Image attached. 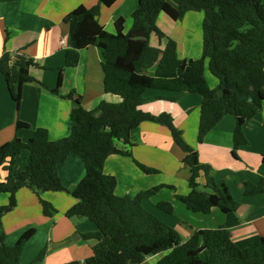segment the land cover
<instances>
[{
    "label": "trees",
    "instance_id": "obj_1",
    "mask_svg": "<svg viewBox=\"0 0 264 264\" xmlns=\"http://www.w3.org/2000/svg\"><path fill=\"white\" fill-rule=\"evenodd\" d=\"M102 2V0H100ZM206 12L203 23V56L198 60L180 58L178 43L158 26L161 14L181 21L190 12ZM101 3L92 8L80 6L65 17L69 25L65 66L59 68L58 85L52 93L75 99L71 111V130L67 137L52 141L49 131L38 128L33 137L23 141L18 136L0 147V170L7 172L0 182V194L9 202L0 206V264H19L26 244L36 229H28L20 239L9 245L3 218L17 206V195L27 188L38 197L45 218H52L55 207L42 198L43 193L68 192L76 204L67 212L68 218L93 222L95 232L84 234L95 240L92 256L74 264H143L148 257L164 254L156 264H264V237H258L246 248L239 247L226 228L196 230L185 241L181 234L144 207V200L155 197L163 188L159 185L137 196H118V181L106 175L104 166L111 156L132 157L118 143L133 145V132L146 122L164 123L174 142L185 153L183 164L191 171L190 193L176 198L192 213L208 214L218 209L224 214L235 212L239 203L227 186L218 184L211 175L212 168L200 162L198 151L184 139L172 115H154L142 109L145 103L159 98H147L148 90L202 97L198 143L228 115L236 119L234 151L247 144L244 125L254 119L264 105V0H139L132 15L133 25L126 32L124 18L115 23L110 33L100 23ZM155 35L165 47H153ZM9 36L6 38V42ZM90 46L100 49L103 62L104 86L107 93L121 97L120 103L102 101L96 110L81 106V97L74 93L62 95L65 68L77 67L80 52ZM210 58V72L219 83L210 86L205 75V60ZM39 65L20 53L4 52L0 58V73L18 110L22 103L24 85L36 82L30 74ZM17 130L29 128L22 121ZM28 152L25 169L22 153ZM70 155L84 163L86 174L72 189L63 185L58 166ZM146 175L160 171L135 160ZM204 175V191L199 180ZM207 190V191H206ZM210 191V192H209ZM264 193V179L258 184L244 186L246 197ZM158 207L174 215V205L160 202ZM46 252L43 251L40 257Z\"/></svg>",
    "mask_w": 264,
    "mask_h": 264
},
{
    "label": "crops",
    "instance_id": "obj_2",
    "mask_svg": "<svg viewBox=\"0 0 264 264\" xmlns=\"http://www.w3.org/2000/svg\"><path fill=\"white\" fill-rule=\"evenodd\" d=\"M100 3L99 20L107 31L116 32L115 23L119 18L126 20V32L131 29L132 15L138 8L139 0H0V58L4 52L20 53L39 65L30 70L36 82L24 85L20 110L12 100L5 78L0 73V147L12 141L15 136L27 141L38 128L48 130L52 141L69 135L71 111L77 103L75 99H67L51 92L58 85L59 68L65 66L69 35L65 17L80 6L92 8ZM172 3L177 5V2ZM196 14L197 16L191 13L186 15V18L188 15L193 18V24L186 27H180L181 21H173L166 14H161L158 18L159 28L178 43L180 58L188 61L198 60L203 56V23L206 12ZM163 26H167V29ZM8 36L9 40L6 42ZM151 45L162 49L165 47V43L160 44L155 35L151 37ZM102 62L98 47L90 46L82 50L79 65L64 70L62 95L74 93L75 98L80 96L81 106L88 111L96 110L102 101L120 103V96L105 91ZM209 66L210 58H207L205 75L210 86L216 88L219 81L212 75ZM145 96L159 99L148 101L142 109L154 115H172L184 139L198 151L200 162L211 166V175L215 181L227 186L239 203L238 209L229 214L218 209H213L208 214L192 213L185 206H177L181 215L179 217L174 212L171 227L185 241L196 230L223 227L241 248L248 247L258 237H264V193L251 197L244 195L246 183L258 184L264 179V105L259 114L244 125L247 144L234 151L236 119L231 115L224 117L202 144L198 143L201 96L188 93L173 102L169 98L178 96L172 92L148 90ZM19 120L30 127L17 130ZM131 142L133 145L119 142L118 147L129 151L132 157L111 156L104 166L106 175L117 178L116 194L135 197L156 186L171 185L176 189L174 196H164L159 203L170 202L176 207L175 202H179L176 195L190 193L191 171L183 164L185 153L174 142L169 127L164 123H143L133 132ZM28 155L27 151L22 153L23 163L17 167L18 171L25 169ZM135 160L156 168L167 176L163 181L147 176L137 167ZM58 174L65 188L72 190L86 174L84 163L80 157L70 155L58 166ZM6 176L7 172L1 169L0 182ZM199 183L203 188L206 183L204 175ZM42 198L55 207L57 212L52 218H45L38 197L27 188L19 191L16 208L3 218L8 244L13 241L9 237L12 233H15L17 241L28 229L37 230L26 244L19 264H39L38 259H42L40 254L44 250L47 253L40 264H73L90 258L96 241L86 240L83 235L95 232L97 228L88 219L67 217V212L76 204V199L68 192L43 193ZM8 202L9 196L0 194V206H5ZM143 204L151 210L154 203L146 199ZM19 213L20 216H17ZM11 223L14 224L15 231ZM163 255L148 257L143 264H156Z\"/></svg>",
    "mask_w": 264,
    "mask_h": 264
},
{
    "label": "rangeland",
    "instance_id": "obj_3",
    "mask_svg": "<svg viewBox=\"0 0 264 264\" xmlns=\"http://www.w3.org/2000/svg\"><path fill=\"white\" fill-rule=\"evenodd\" d=\"M171 2H174V3H176L177 2V0H171ZM191 14H195V16H197V14L196 13H200V12H190ZM189 13V14H190ZM186 16L181 20V22H180V27H186L187 25H190V24H193L192 23V21H193V18L192 17H189V15H188V17L186 18ZM189 18H192V20L190 21L189 20ZM185 20V21H184ZM184 21V22H183ZM163 28L164 29H167V26H163ZM162 30V29H161ZM146 175V174H145ZM147 176H151L152 178H159L161 181H163V178H165V176H167L166 175V173H159V174H155V175H147ZM202 190L204 191V188H202ZM175 190H172V189H169V188H163L155 197H153V198H151V199H148L150 202H152V203H154L153 204V206H151V210H149L148 208H146L149 212H151L153 215H155L157 218H159L160 220L162 219V218H167L166 220H162V221H164L167 225H173L172 223V221H171V218H173V215H171V214H168L167 212H165L164 210H162L161 208H159L158 207V203H159V201L161 200V198L162 197H164V196H167V195H171V196H174V192ZM207 191V190H206ZM44 199V198H43ZM47 201V200H46ZM175 205H176V207H174V212L176 213V215L177 216H179V215H181V213L179 212V210L177 209V206H182L183 208H185L184 207V205L183 204H181L180 202H178V201H176L175 202ZM17 216H20V213L17 215ZM180 217V216H179ZM12 224V228L14 229V231H15V227H14V224L13 223H11ZM14 234L15 233H12V234H10V241H12L11 242V244L9 243V245H14L17 241H16V239L17 238H14L15 236H14ZM8 240V241H9ZM16 241V242H15ZM46 253H47V251L46 250H44ZM43 252V251H42ZM41 252V253H42ZM46 253L44 254V255H42V259L41 258H39L38 259V263L40 264V261H42L43 260V258L45 257V255H46ZM75 262H73V264H74ZM80 263H82V262H80Z\"/></svg>",
    "mask_w": 264,
    "mask_h": 264
},
{
    "label": "built area",
    "instance_id": "obj_4",
    "mask_svg": "<svg viewBox=\"0 0 264 264\" xmlns=\"http://www.w3.org/2000/svg\"><path fill=\"white\" fill-rule=\"evenodd\" d=\"M63 44H65V42H63Z\"/></svg>",
    "mask_w": 264,
    "mask_h": 264
}]
</instances>
